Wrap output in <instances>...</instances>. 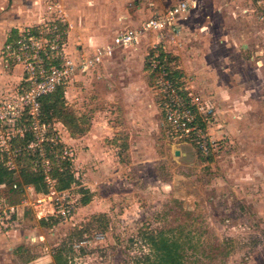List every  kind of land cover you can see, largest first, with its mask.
<instances>
[{"label": "rangeland", "instance_id": "obj_1", "mask_svg": "<svg viewBox=\"0 0 264 264\" xmlns=\"http://www.w3.org/2000/svg\"><path fill=\"white\" fill-rule=\"evenodd\" d=\"M52 1L67 23H72V30L80 17L86 36L92 35L101 44L112 41L118 32L144 27L152 14L182 0ZM187 1L190 11L180 22L175 43L162 38L155 49L156 34L148 32L138 45L117 49L116 64L111 68L114 76L103 75L86 83L74 80L70 89L65 86L64 114L59 119L69 123L65 127L74 137L89 132L96 120L122 129L127 125L124 116L134 113L133 120L141 129H150L149 144L160 151L168 147L161 151L167 158L150 162L139 172L126 169L129 180L124 184L117 180L110 187L103 180L98 182L102 185L94 186L98 183L88 170L89 163L79 164L73 147L67 145L72 160L69 172L75 178V188L70 191L76 200L73 216L65 220L50 216L46 221L36 218L32 204L20 208L18 221L6 229L0 225V264H56L55 256L65 264H153L151 236L156 240L161 235L176 244L182 264H264V0ZM30 3L0 0V18ZM38 5L39 20L33 24L50 18V12L57 14L47 0H38ZM86 36L75 34L70 47L79 46ZM13 37L9 35L8 40ZM1 46L0 40L2 69L12 76L13 63L9 60L7 65L2 58ZM135 47L145 72L136 57H127ZM155 53L166 55L163 64L189 75L192 81L198 75L191 72L200 63L215 74L222 105L207 86L206 90L199 86L187 90L198 102L213 106L207 127L213 150L208 160L198 153L197 158L192 153V159L175 154V150L187 153L191 145L167 134L162 105L152 87L153 75L147 71L149 57ZM11 76L7 79L13 91L18 81ZM132 84L135 90L131 93L120 89L106 99L111 97L109 86ZM129 97L139 106L129 107ZM147 101L155 104L154 113L145 108ZM149 116L156 126L148 122ZM119 158L125 162L129 155ZM135 180L143 182V191L135 188ZM7 190L2 189L5 199ZM88 195L90 201L83 204L82 198ZM27 197L30 203L36 200L33 195Z\"/></svg>", "mask_w": 264, "mask_h": 264}, {"label": "built area", "instance_id": "obj_2", "mask_svg": "<svg viewBox=\"0 0 264 264\" xmlns=\"http://www.w3.org/2000/svg\"><path fill=\"white\" fill-rule=\"evenodd\" d=\"M51 5L50 9L58 6ZM55 11L57 14L50 12V18H43L36 24L18 29L16 35L7 39L2 47V58L7 65L11 60V65L19 68L20 74L14 90L0 97V163L8 170L18 171L17 161L35 154L31 167L33 170L39 167L42 169L48 187L46 194L40 193V198L30 203L27 196L31 186L23 185L20 188L23 198L20 203L12 204L2 196L1 191L6 184L1 183L0 225L4 229L18 221L22 216L20 208L29 204L34 206L36 218L46 221L50 216L65 220L73 216L76 210V200L70 192L75 188V180L66 189L59 191L55 188L56 180L51 176L52 158L57 162L72 161L71 149L65 145L60 130L64 129V124L43 120L41 99L58 88L64 89L70 85L78 74L95 71L99 64L113 56L117 48L138 45L148 32L159 38L152 44L155 49L162 38L175 43L180 32V22L190 11V2L182 0L164 12L152 14L145 21L144 27L116 34L111 43L91 55L82 52L74 55L67 49L65 28L69 27V23L60 10ZM162 59L158 53L151 54L148 67L153 75L152 87L162 105L167 134L176 142L193 146L201 157L208 158L213 150L207 132L213 106L192 98L191 93L187 92L191 78L173 67L165 66ZM173 70L178 71L179 76H171ZM59 146H62L60 151ZM12 188L16 190L19 186L14 183Z\"/></svg>", "mask_w": 264, "mask_h": 264}, {"label": "crops", "instance_id": "obj_3", "mask_svg": "<svg viewBox=\"0 0 264 264\" xmlns=\"http://www.w3.org/2000/svg\"><path fill=\"white\" fill-rule=\"evenodd\" d=\"M29 2H31L29 4V6L26 5L27 7H25L24 9L21 7L17 8L15 10V13L12 12V10H11V14L3 13V16L0 18V40L2 41V45H4V43L6 42V40L9 37V35L14 34V36H15L16 33L18 32V29H20L21 27L26 26V25H29V26L33 25V23H35V21L39 20V18L36 17L39 14L38 10L41 9V8H39L38 0L37 1L29 0ZM47 3L48 4H51V3L55 4L54 1H52V0H47ZM68 9L69 10L72 9L71 11H73V8H68ZM71 11H70V13H72ZM73 13H74V11H73ZM6 16H8V17H6ZM9 16H11V17H9ZM75 17L76 16L73 14V18H75ZM79 18L77 20V24L79 27L76 24L74 30H72V26H71L72 23H70L69 27L65 28V30H66V39H65L66 45H67V49L70 52H72L74 55H76L78 52L85 53L86 55H91L94 52H96L97 49H101L102 47L111 43V41H110L109 43L103 42V43L99 44L96 42V40L94 42L92 35L86 36V34L84 33V29L81 26V22H80ZM76 28H81V29L77 30ZM7 29L9 31V33L5 32ZM180 29H181V24H180ZM78 33H79V35H85L86 37L84 40L78 42L77 45H79V46L72 49L70 47L71 42L73 41L74 35L78 34ZM118 33H121V32H118ZM155 38L157 39V36ZM77 39H80V37H77ZM156 39L154 40L153 43H155L158 40V39L157 40ZM1 47H3V46H1ZM117 49H119V48H117ZM123 49H126V48H123ZM132 49H134L135 52L134 53L131 52L133 55L127 56L128 59H129V57L130 58L136 57L137 61L141 65V70L145 69V71H146V68L144 66L142 68V59L140 58V55H138L136 53L138 50V47H135ZM0 50H1V48H0ZM116 53L117 52H114V54L111 58L104 60L100 65H98L95 71H93V72L91 71L87 74H78L75 78V80H76L75 82H83L84 81V83H86V81H90L92 79H95L96 77L98 78V76L99 77H101L103 75L104 76H106V75L114 76V73L111 71V68L116 64V57H115ZM199 55H200V58H202V57L205 58V56H202L201 54H199ZM206 55H208V54L206 53ZM121 57H123V56L121 55ZM202 65L203 64L200 63L199 66L195 67V69L193 68V72H191V73H196L198 75V76H196L194 81H192V78L186 74L189 78H191V81H192V82L188 83V85H189L188 87L199 86V87H201L202 90H206V86H207V91L213 92L214 95L212 97L215 98L218 101V103H220L222 105V100L217 97V93H216V91H217L216 88L218 87V85L216 87V83H217L216 80L217 79L213 76L215 74L213 71H207V70L205 71L204 68L202 67ZM13 68H14L13 69L14 71L12 72V76H14L18 81L20 70L17 67H13ZM148 70L149 69H147V71ZM181 73L183 74V72H181ZM9 76H11L9 73H5L3 71L2 66H1V61H0V97L7 96L8 93L12 92L11 91L12 84H9L10 80L7 79V78H10ZM122 83H123V81L121 82V85H122ZM217 84H219V83H217ZM133 85L134 84H132L131 87H129V86H117L116 87L114 85L109 86L108 90H109V95H111V97H107L106 99L108 100L109 98H112L113 97L112 95H117V91L120 89L122 91L130 92L131 89H134ZM71 86L72 85H70L68 87V89H70ZM65 92H66V90L64 91V94H65ZM197 94L200 97H202V95H203L202 93H199V92H197ZM203 96H205V95H203ZM129 99H130L128 102L129 107L135 108L136 106H139V104H135L136 101L134 100V98L132 99V97H129ZM110 104H111V106L113 105L112 102H110ZM144 106H145V108H147L149 110L150 113H154L155 112L154 110H156V106L154 103H152V101L145 102ZM113 108H115V107L113 106ZM133 114L134 113L130 114L129 116H124L126 119L125 123H127V125L126 126L122 125L123 126L122 129H120L119 127H116V126H112V127H116V128H112L111 126L107 125L106 121H103V120L98 121V120H96V118H92V120H91V121H95V120L97 121V123L93 124L90 127L91 130L89 132L83 134V135H80V136L77 135V136L72 137L69 134V131L67 130L65 125L63 126L64 129H62V128L60 129L62 132V139H63L65 145H70L73 147V149L75 151V155L77 156L76 160L79 161V164L81 162L85 163V164L89 163V169L88 170H90L93 179H95L97 181V183L102 182L103 180H106V185L113 187L115 181L118 180L124 184V182H128L127 180H129V177H128L129 173L126 171V169H134V170L139 172L144 166L150 165V162L152 164H154V162L156 160L167 158V156L162 154L161 151H166L168 149V147H165L160 151V149L158 147H155V146L149 144V142L147 140V138H148V132L147 131L150 129H147V131L144 132V129L143 130L141 129L143 126H141L140 123H137L136 120L135 121L133 120ZM95 117H97L96 114H95ZM75 119L77 120V122L80 120L78 118H75ZM57 121H59V120H57ZM148 122H150L152 127L156 126L155 124H153L151 122L150 116H149ZM100 123H101V125H99ZM123 131H126V133H123ZM119 134L120 135L123 134L124 136L120 137ZM104 139L106 140L105 143L103 141ZM166 146H168V145H166ZM177 151L179 152L178 155H180L184 159H186V158L192 159L193 158L192 153L194 155V158L198 157L197 151L192 146L189 147V151H187V153L186 152L181 153L179 150H175V154ZM124 155H129L128 161L124 162L122 159L119 158L120 156L122 158V156H124ZM179 158L178 157L176 158V161H175L176 163H179V160H178ZM129 159H130V161H129ZM176 166H178V165L176 164L175 167ZM117 167H120V170H117ZM121 170H123V171H121ZM103 172H106V175H103ZM92 185H94V184L91 183V186ZM99 185H102V184L98 183L94 186H99ZM142 185H143V182H139V181L135 180V188L141 189V191H143L144 187ZM110 190H112V188H110ZM111 192H113V194H115L116 191H111ZM28 193H29V195H33L36 198H40V196L42 195L40 193H37L33 189V187L29 188ZM90 193L91 194L94 193V188L90 187ZM15 204H18V202Z\"/></svg>", "mask_w": 264, "mask_h": 264}, {"label": "trees", "instance_id": "obj_4", "mask_svg": "<svg viewBox=\"0 0 264 264\" xmlns=\"http://www.w3.org/2000/svg\"><path fill=\"white\" fill-rule=\"evenodd\" d=\"M163 54L161 53L160 57L163 58ZM171 76H179V72L173 70L170 74ZM185 95V94H184ZM64 89L58 88L55 92L50 95H47L41 99V109L43 113V120L46 122H50L51 119L55 118V120H59L61 115L64 114ZM61 121V120H59ZM74 121V120H72ZM65 126H69V123L65 121H61ZM71 123V122H70ZM30 138V135H29ZM20 143V142H19ZM62 146H59V151ZM50 158L52 155H49ZM36 155L31 154L28 158L23 157L17 161L18 171L8 170L0 163V184L5 183L6 187H8V192L17 196H21V186L29 185L34 188L37 193L48 192V187L44 180V173L42 169L39 167L37 170H33L31 167L32 161L35 159ZM210 157L207 158V160ZM69 162L66 160L56 161L52 158V169L51 176L56 180L55 188L56 190H64L66 187L72 183L74 180L73 174L69 171ZM17 183L19 188L13 189L12 185ZM5 187V188H6ZM2 192V191H1ZM5 192H2V194ZM6 195V200L9 203H17L21 198L13 199L12 194ZM90 201V197L85 196L82 198V203L87 204ZM151 249L153 251V255L155 257V261L153 264H182L179 260L177 246L173 242H171L168 238L159 236L155 240L151 236ZM56 264H65L61 262L60 256L54 257Z\"/></svg>", "mask_w": 264, "mask_h": 264}, {"label": "water", "instance_id": "obj_5", "mask_svg": "<svg viewBox=\"0 0 264 264\" xmlns=\"http://www.w3.org/2000/svg\"><path fill=\"white\" fill-rule=\"evenodd\" d=\"M176 154L178 155V154H179V152L177 151V152H176Z\"/></svg>", "mask_w": 264, "mask_h": 264}]
</instances>
